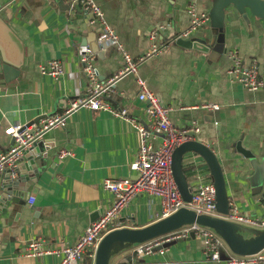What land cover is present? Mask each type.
Segmentation results:
<instances>
[{"label":"crops","instance_id":"1","mask_svg":"<svg viewBox=\"0 0 264 264\" xmlns=\"http://www.w3.org/2000/svg\"><path fill=\"white\" fill-rule=\"evenodd\" d=\"M94 1L122 49L133 58L149 49L152 29L167 26L157 40L166 42L165 51L145 61L138 69L139 77L162 105L172 109L168 115L172 125L182 128L194 122L199 127L193 141L206 145L217 157L230 208L245 216L264 217V202L259 204L251 196L247 181L251 169L235 150L240 142L259 160L264 155V87L251 92L226 75L231 64L226 52L236 50L246 63L256 60L264 79V22L249 13L243 20L229 9L218 36V40L223 36L222 43H216L217 54L208 59L206 54L171 41L189 27L186 10L191 2L199 14L208 15L214 0ZM210 26V22L203 25L191 38L211 37ZM98 33L97 26L87 23L77 0H0V152H6L12 143L11 126L39 124L86 95L88 80L77 57L79 45H87L95 55L100 79L120 71L124 66L122 52L115 46L99 50ZM50 60L62 64L63 72L56 78L39 72V66ZM3 65L13 71L12 77L7 74L9 82L5 81ZM115 89L112 106L126 109L132 119L146 125V106L136 98L134 77L120 79ZM203 103L219 109H201ZM38 143L44 151H38V177L19 169L14 180L18 184L8 183L9 192L0 204V264H58L60 258L55 255L27 257V243L39 238L45 247L72 246L113 203L112 194L103 188L104 181L137 177L130 169L138 149L137 134L128 122L108 113L78 109L62 126L45 131ZM62 149L72 156L59 160ZM188 156L192 160L183 157L182 171L189 187L195 183L196 171L203 173L204 180H211L201 157ZM28 163L23 165L29 169ZM30 197L35 199L33 206L28 204ZM161 218L159 199L140 192L118 221L124 227L139 229ZM251 236L243 235L245 239ZM167 247L165 255L141 260L131 251H123L109 264H218L206 261L197 237L172 240ZM231 254L225 247L222 259ZM80 264L92 261L85 258Z\"/></svg>","mask_w":264,"mask_h":264},{"label":"built area","instance_id":"2","mask_svg":"<svg viewBox=\"0 0 264 264\" xmlns=\"http://www.w3.org/2000/svg\"><path fill=\"white\" fill-rule=\"evenodd\" d=\"M77 4L86 17L87 23L99 28L96 37L99 50L104 51L107 47L115 46L122 52L124 66L109 79L102 80L95 66V55L91 53L87 45H79L77 57L82 65V72L88 80L86 95L69 103L63 112L39 120V124L32 122L24 126L19 124L11 126L9 133L12 143L6 152H0V173L8 169L10 179L14 181L22 152L36 144L45 131L62 126L72 112L83 108L108 113L112 117L125 120L133 127L138 138V149L134 161L130 164V169L137 174V177L135 180L106 179L104 181L103 188L112 194L113 203L109 209L85 228L72 246L45 247L43 242L36 238L27 243L25 255L37 259L55 255L60 258L58 264H80L88 258L93 264L99 242L109 232L124 227L118 221V216L127 207L129 201L140 192L159 199L162 218L169 217L180 209H187L197 215L220 217L249 228L264 229V217L245 216L238 213L236 208H230L226 215L219 214L216 210V190L213 182L204 180L202 172L196 171L194 174L195 183L190 188L189 202L183 201L179 193L171 170L172 154L180 145L193 141L194 135L199 133L200 129L194 122L182 128L172 125L168 119L172 109L160 103L138 74L139 67L145 61L165 51L166 42L158 43L157 40L165 34L167 26L160 24L152 29L148 33L149 49L133 58L122 49L103 11L94 0H77ZM186 12L190 19L189 27L176 35L171 42L177 39H190L194 32L209 23L208 15L199 14L194 2L188 5ZM226 56L231 63L226 69V75L231 82L238 83L251 92L264 87V79L260 76L256 60L246 63L236 50L227 51ZM39 72L42 75L56 78L62 74L63 67L60 61L50 60L39 66ZM128 75L134 77L138 87L137 100L146 106V125L132 119L126 109L115 108L110 102L111 97L116 93V83ZM200 108L215 111L219 109V106L203 103ZM68 156H72V153L64 149L60 150L57 155L59 160ZM34 202V197L28 199L29 206H33ZM191 235L201 240L202 253L206 261L218 264H264V249L254 255L231 254L222 259L221 253L227 247L224 241L211 229L197 224L183 226L170 234L138 244L130 251L139 260L154 254L162 256L167 253L168 247L165 245L170 241L188 239Z\"/></svg>","mask_w":264,"mask_h":264},{"label":"water","instance_id":"3","mask_svg":"<svg viewBox=\"0 0 264 264\" xmlns=\"http://www.w3.org/2000/svg\"><path fill=\"white\" fill-rule=\"evenodd\" d=\"M229 9L236 11L243 20H247L249 13L264 22V0H214L208 14L211 24L210 33L212 36H219V32L224 27L225 12L227 11L229 13ZM222 40L223 36H220V39L216 43H222ZM210 41L211 38L208 37L205 39H177L174 43L181 48L192 49L206 54L208 59H212L217 53L214 50L216 44L212 46ZM2 69L5 81L9 82L10 79L7 74L9 73V76L12 77L13 71H11V67L9 65H3ZM235 150L242 154L247 160L248 168L251 169L247 181L252 198L257 200L259 204L264 202V155L259 160L251 151L245 150L240 142L235 144ZM38 151L41 153L44 152L41 149V144L37 142L30 149L22 152L18 161V170H29L32 175L38 177L39 169L41 168V163L37 159ZM187 153H194L201 157L209 171L216 190V210L219 214H228L230 205L218 159L206 145L198 141L184 143L177 147L172 154L171 170L183 201L189 202L191 198V189L182 171V159ZM26 161L29 162V169L26 165H23ZM9 173L7 170L0 173V191L4 194H0V204L4 203V196H7V192H9L8 183L11 186L18 184V182L10 179ZM20 176L22 178L23 175L20 174ZM6 200L9 201L8 198ZM191 224H197L211 229L224 241L232 254L249 256L264 249V229L249 228L226 221L220 217L197 215L193 211L180 209L169 217L161 218L155 223L143 228L132 229L123 227L109 232L99 242L93 264H109L112 257L123 251H130L138 244L154 240ZM244 234H251L252 236L249 239H245L243 237ZM189 238H193V236L191 235ZM114 246H119L117 252H113Z\"/></svg>","mask_w":264,"mask_h":264},{"label":"rangeland","instance_id":"4","mask_svg":"<svg viewBox=\"0 0 264 264\" xmlns=\"http://www.w3.org/2000/svg\"><path fill=\"white\" fill-rule=\"evenodd\" d=\"M209 38H211V41H210V44L212 45V46H214L215 44H216V41L218 40V36H211V37H209ZM194 153H187V154H185L184 155V160H185V158H187L188 159V161L189 160H192L191 158H190V156H188V155H193ZM209 176H210V174H209ZM211 178V177H210ZM189 180V179H188ZM165 246H168V244H166Z\"/></svg>","mask_w":264,"mask_h":264},{"label":"bare ground","instance_id":"5","mask_svg":"<svg viewBox=\"0 0 264 264\" xmlns=\"http://www.w3.org/2000/svg\"><path fill=\"white\" fill-rule=\"evenodd\" d=\"M119 250V246H114L113 247V252H117Z\"/></svg>","mask_w":264,"mask_h":264}]
</instances>
